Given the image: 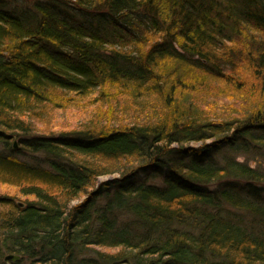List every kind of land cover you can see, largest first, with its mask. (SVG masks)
Listing matches in <instances>:
<instances>
[{
    "label": "trees",
    "instance_id": "obj_1",
    "mask_svg": "<svg viewBox=\"0 0 264 264\" xmlns=\"http://www.w3.org/2000/svg\"><path fill=\"white\" fill-rule=\"evenodd\" d=\"M0 182V264H264V0H0Z\"/></svg>",
    "mask_w": 264,
    "mask_h": 264
},
{
    "label": "rangeland",
    "instance_id": "obj_2",
    "mask_svg": "<svg viewBox=\"0 0 264 264\" xmlns=\"http://www.w3.org/2000/svg\"><path fill=\"white\" fill-rule=\"evenodd\" d=\"M167 26L170 28V25L167 24ZM220 83H221L220 81L214 82L215 85H220ZM78 113H79V109H77V108H68L67 110H65L62 113L63 116H60V114H59L58 117H57V115H56L54 121L57 124H61L63 122H66L69 125H75L77 122H79V120L81 118ZM209 142L210 141H208V143ZM199 144L200 143H194V146H197ZM216 156H217V159L220 160L221 159V156H222L221 155V152L220 153H215V157ZM113 177L114 176L112 174H107V175H104V176H100L98 178V180L99 181H102V180H105V179H111ZM19 190L20 189L17 186H15V185H12V184H9V183L0 182V194H7V195L14 196L15 201L17 203H20V202L23 203V201L26 198H31L32 197L31 195L22 194ZM80 199H75V200H73L72 203H77V202L80 201ZM5 261H8V260H5Z\"/></svg>",
    "mask_w": 264,
    "mask_h": 264
},
{
    "label": "water",
    "instance_id": "obj_3",
    "mask_svg": "<svg viewBox=\"0 0 264 264\" xmlns=\"http://www.w3.org/2000/svg\"><path fill=\"white\" fill-rule=\"evenodd\" d=\"M13 146H14V147L17 146L15 140L13 141ZM19 204L22 205L21 202H20ZM19 257H20V256H19L18 254L8 253V254H6V255L4 256V259H5V260H17V259H19Z\"/></svg>",
    "mask_w": 264,
    "mask_h": 264
}]
</instances>
